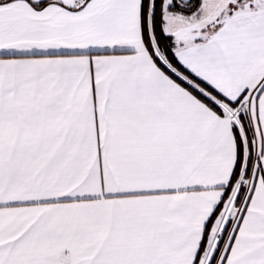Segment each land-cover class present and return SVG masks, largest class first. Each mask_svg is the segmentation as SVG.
Returning a JSON list of instances; mask_svg holds the SVG:
<instances>
[{
    "label": "snow or ice",
    "instance_id": "obj_1",
    "mask_svg": "<svg viewBox=\"0 0 264 264\" xmlns=\"http://www.w3.org/2000/svg\"><path fill=\"white\" fill-rule=\"evenodd\" d=\"M0 264H264V0H0Z\"/></svg>",
    "mask_w": 264,
    "mask_h": 264
}]
</instances>
